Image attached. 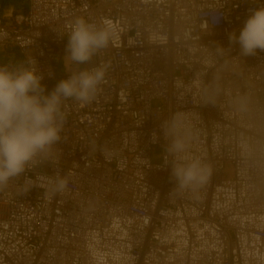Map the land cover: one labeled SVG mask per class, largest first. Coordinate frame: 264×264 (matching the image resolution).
<instances>
[{
	"label": "built area",
	"instance_id": "2783aa9c",
	"mask_svg": "<svg viewBox=\"0 0 264 264\" xmlns=\"http://www.w3.org/2000/svg\"><path fill=\"white\" fill-rule=\"evenodd\" d=\"M4 1L0 64L34 58L49 93L78 68L106 76L63 102L52 153L0 188V264H264V51L229 41L264 0ZM81 17L111 41L76 66ZM174 138L202 183L176 186Z\"/></svg>",
	"mask_w": 264,
	"mask_h": 264
},
{
	"label": "clouds",
	"instance_id": "9594fccd",
	"mask_svg": "<svg viewBox=\"0 0 264 264\" xmlns=\"http://www.w3.org/2000/svg\"><path fill=\"white\" fill-rule=\"evenodd\" d=\"M107 23L96 25L85 18H77L66 33L68 43L64 61L76 66L89 64L94 55L109 46L111 34ZM229 41L238 43L244 56L255 55L257 49L264 51V6L251 10L239 35L230 33ZM105 76L106 66L78 68L66 79H61L49 93L41 83L43 76L34 58L16 67L0 64V188L25 173L38 158L52 153L61 139L63 102L68 99L89 102ZM163 132L166 137L164 129ZM153 139H156L155 134ZM166 148L175 158L171 165L177 187L185 188L204 181L201 161L179 156L184 151L180 139H172ZM51 182L57 190L67 187L65 178L57 177Z\"/></svg>",
	"mask_w": 264,
	"mask_h": 264
},
{
	"label": "rangeland",
	"instance_id": "374dc122",
	"mask_svg": "<svg viewBox=\"0 0 264 264\" xmlns=\"http://www.w3.org/2000/svg\"><path fill=\"white\" fill-rule=\"evenodd\" d=\"M6 10H9L11 6H15L17 10L25 9L26 0H5Z\"/></svg>",
	"mask_w": 264,
	"mask_h": 264
},
{
	"label": "trees",
	"instance_id": "16d2710c",
	"mask_svg": "<svg viewBox=\"0 0 264 264\" xmlns=\"http://www.w3.org/2000/svg\"><path fill=\"white\" fill-rule=\"evenodd\" d=\"M5 2V1H4ZM11 58L13 59V61L17 64V65H20V64H24V60H23V57L17 53V51H14L12 54H11Z\"/></svg>",
	"mask_w": 264,
	"mask_h": 264
}]
</instances>
